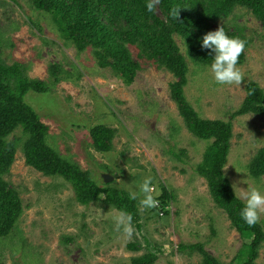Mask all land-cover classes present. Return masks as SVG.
I'll return each mask as SVG.
<instances>
[{
    "label": "rangeland",
    "instance_id": "obj_1",
    "mask_svg": "<svg viewBox=\"0 0 264 264\" xmlns=\"http://www.w3.org/2000/svg\"><path fill=\"white\" fill-rule=\"evenodd\" d=\"M221 25L242 30L249 40L239 66L244 80L238 86L216 85L209 72L198 76L182 42L178 38L176 42L188 65L187 101L203 119L228 121L243 102L247 83H256L264 92V32L251 12L242 8L219 20L214 29ZM131 52L136 60V50ZM91 55L90 50L79 54L64 41L52 17L36 11L29 0H0V60L25 65L29 78L49 85V68L72 73L71 79L50 85L49 92H29L25 97L48 127L47 143L90 172L100 187L107 175L115 187L129 193L141 182L142 173L151 175L160 194L162 185L172 195L168 214H152L138 205L141 231L135 229L126 238L115 227L118 211L100 203L77 204L69 184L25 164L19 143L6 180L18 193L22 214L14 234L0 239V264H131L133 257L146 251L132 252L127 246L142 242L143 236L155 246L168 248L154 264H199L197 252H177L180 243H202L223 264L234 262L249 240L231 227L210 197L205 180L193 173L211 142L197 140L184 127L170 100L169 86L177 79L143 60L134 81L126 86L109 69H100ZM231 123L233 137L224 176L241 189L247 187V177L264 187V176L254 178L248 169L264 148V117L247 114ZM97 126L115 131L107 153L92 145L90 131ZM170 149L186 151L183 163L172 158ZM259 223L264 225V215ZM256 263L264 264V242Z\"/></svg>",
    "mask_w": 264,
    "mask_h": 264
},
{
    "label": "trees",
    "instance_id": "obj_2",
    "mask_svg": "<svg viewBox=\"0 0 264 264\" xmlns=\"http://www.w3.org/2000/svg\"><path fill=\"white\" fill-rule=\"evenodd\" d=\"M29 1L36 11L52 17L64 41L74 46L79 54L90 50L97 66L109 69L124 85L132 84L143 60L169 71L177 79L169 86L170 100L176 106L184 127L197 140L211 142L193 173L205 180L210 197L226 214L231 227L249 240L230 264H257L258 250L264 242V225L257 223L250 227L240 218L244 202L235 196L223 169L233 137L232 120L247 114L264 117V92L256 83L249 82L245 87L246 96L230 114V120L201 118L185 97L188 65L176 38L182 42L192 63L209 65L212 56L209 50L201 48L202 37L223 27L229 36L245 39L248 46L249 40L242 30H230L225 25L214 29V25L236 8H242L251 12L264 32V0H160L151 13L146 10V0ZM172 8L179 9L176 21L169 14ZM132 48L136 50V60ZM244 57L243 52L238 66L243 64ZM49 74L52 77L50 85L72 78V73L63 70L59 73L57 67L49 68ZM50 85L29 78L25 65L19 62L5 64L0 60V239L14 234L22 214L18 193L6 180L19 143L22 144L25 164L45 177L61 178L69 184L77 204L88 207L100 203L106 208L126 211L132 215L135 229L141 231L138 201L130 199L128 192L115 187L114 182L98 186L90 172L61 157L47 143L48 127L25 102V97L29 92L47 93ZM114 135L113 129L104 126L91 129L94 149L102 153L111 151ZM169 154L183 163L186 151L170 149ZM248 169L254 178L264 176V148L251 159ZM160 188L159 207L151 209L150 213L167 215L172 195L162 185ZM127 248L132 252L146 251L139 257H133L131 264H154L168 251L165 246L153 245L144 236L142 242L130 243ZM177 252L182 255L197 252L201 259L199 264H223L202 243H180Z\"/></svg>",
    "mask_w": 264,
    "mask_h": 264
},
{
    "label": "clouds",
    "instance_id": "obj_3",
    "mask_svg": "<svg viewBox=\"0 0 264 264\" xmlns=\"http://www.w3.org/2000/svg\"><path fill=\"white\" fill-rule=\"evenodd\" d=\"M160 0H146V10L153 12ZM179 9H170V16L176 21ZM185 44V40L183 41ZM201 48L209 50L212 58L209 65L192 64V70L199 76L202 72L211 73L212 81L219 86L240 85L244 74L238 66L239 58L245 51L247 41L238 36H229L223 27L208 32L200 41ZM188 53V52H187ZM141 182L129 188V198L138 201L141 210H151L159 207L160 192L155 186L151 175L141 174ZM246 188L241 189L235 184L232 186L235 196L244 202L239 212L240 218L248 226H255L264 215V187L257 185L256 181L247 177ZM116 229L122 230L126 238H131L135 232L133 217L126 211H118L114 217Z\"/></svg>",
    "mask_w": 264,
    "mask_h": 264
},
{
    "label": "water",
    "instance_id": "obj_4",
    "mask_svg": "<svg viewBox=\"0 0 264 264\" xmlns=\"http://www.w3.org/2000/svg\"><path fill=\"white\" fill-rule=\"evenodd\" d=\"M103 179H104V182H105V183H109V182H111V180H112V178H111L110 176H107V175L104 176Z\"/></svg>",
    "mask_w": 264,
    "mask_h": 264
}]
</instances>
